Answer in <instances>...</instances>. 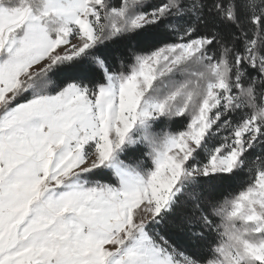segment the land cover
<instances>
[{
  "label": "rangeland",
  "instance_id": "1",
  "mask_svg": "<svg viewBox=\"0 0 264 264\" xmlns=\"http://www.w3.org/2000/svg\"><path fill=\"white\" fill-rule=\"evenodd\" d=\"M101 1L0 0V107L28 78L97 40L102 23L96 5ZM155 14L135 21L143 24ZM205 43L195 39L164 47L143 58L129 75H109L96 92L70 84L57 95L37 96L2 113L0 179L13 189L14 180H31L36 173L28 200L36 203L35 211L29 210L24 241L12 244L15 237L7 233L10 241L0 246V264H200L149 222L171 207L185 172L231 171L245 151L242 164L252 184L231 211L252 223L254 232L264 230V120L259 119L264 111L245 119L228 115L237 97L223 64H214L215 79L188 130L153 146L150 174L119 156L123 144L133 141V130L166 108L165 102L144 99L154 80L202 54ZM249 47L255 63L253 42ZM260 68L264 73V59ZM212 130L216 140L206 143V160L191 162ZM102 166L113 171L118 183L93 180L90 172ZM207 264H264V239L227 242L221 257Z\"/></svg>",
  "mask_w": 264,
  "mask_h": 264
},
{
  "label": "trees",
  "instance_id": "2",
  "mask_svg": "<svg viewBox=\"0 0 264 264\" xmlns=\"http://www.w3.org/2000/svg\"><path fill=\"white\" fill-rule=\"evenodd\" d=\"M96 9L102 23L97 40L79 55L61 57L24 81L0 107V116L37 96L57 95L70 84L96 92L107 84L109 75L127 76L143 58L164 47L195 39L206 41L203 53L186 58L176 69L154 80L144 99L165 102L166 108L133 130V141L123 144L120 159L143 175L154 170L153 146L168 135L188 130L208 95L209 81L215 79V63L226 68L229 87L237 97L229 104L228 115H241L243 119L262 115L264 0H102ZM153 11L154 19L137 24V17ZM250 42L255 63L248 56ZM237 61L243 71L241 78L236 74ZM214 131L195 151L191 162L204 163L206 143L216 140ZM248 153L245 151L240 164L228 172H185L171 207L149 225L200 264L218 260L225 244L236 243L239 237L263 240L264 230L254 232L252 223L231 211L252 184L242 164ZM189 163L190 160L185 167ZM90 174L93 180L118 183L113 171L103 166Z\"/></svg>",
  "mask_w": 264,
  "mask_h": 264
},
{
  "label": "crops",
  "instance_id": "3",
  "mask_svg": "<svg viewBox=\"0 0 264 264\" xmlns=\"http://www.w3.org/2000/svg\"><path fill=\"white\" fill-rule=\"evenodd\" d=\"M35 177L36 173L31 180L20 179L21 181H19L13 179L16 184L13 189L9 184H6L5 178L0 179V217L4 219L3 223L0 224V235L2 236L0 246L9 243L8 235H12L13 239L15 237L12 244H18L27 237L26 220L32 216L29 210L34 209L35 211L34 203H36V200L28 202L35 192L36 181L33 180L36 179ZM9 219H12L13 222H9ZM10 232L12 234L7 235Z\"/></svg>",
  "mask_w": 264,
  "mask_h": 264
}]
</instances>
